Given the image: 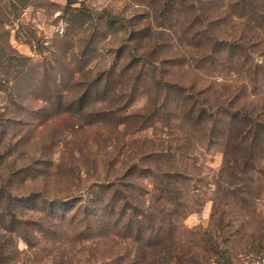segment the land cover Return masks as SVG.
I'll return each instance as SVG.
<instances>
[{"label":"rangeland","instance_id":"obj_1","mask_svg":"<svg viewBox=\"0 0 264 264\" xmlns=\"http://www.w3.org/2000/svg\"><path fill=\"white\" fill-rule=\"evenodd\" d=\"M73 2L0 0L1 264H264V0Z\"/></svg>","mask_w":264,"mask_h":264},{"label":"trees","instance_id":"obj_2","mask_svg":"<svg viewBox=\"0 0 264 264\" xmlns=\"http://www.w3.org/2000/svg\"><path fill=\"white\" fill-rule=\"evenodd\" d=\"M74 0H68V5H70L71 3H74L73 2ZM191 6L192 7H194V4H191ZM195 18H199V16H197V17H194L193 18V23H192V26H193V24H195ZM217 21V20H216ZM107 22H109V23H111V24H114V23H116V21L114 20V19H112V20H109V21H107L106 20V23ZM210 23H215V20L213 19V20H211V21H209V24ZM207 29H205L201 34H199V37H201L202 39H205V38H207V39H209L210 40V42L211 41H213L212 40V36H210V35H208L207 34ZM196 37V36H195ZM197 38V37H196ZM216 44H222L221 42V40H219V39H217V40H215L214 41ZM231 44H235V42H233V43H231ZM201 114H203V113H201ZM5 196V193H4V191L0 188V200L3 198ZM168 197H170L171 199H172V197L171 196H169L168 195ZM152 222V221H151ZM140 228H142L141 227V225H139L138 227H137V229L135 230V231H139L140 230ZM151 229V228H150ZM143 239V238H142ZM155 238H147L146 240H145V245H150V247L152 246V245H154V244H156V242L154 241H152V240H154ZM24 240H25V242H26V244H27V246H30L31 245V242H30V240L28 239V238H24ZM139 240H141V238H137L136 239V241H139ZM5 246L2 244V243H0V264L1 263H4V261L3 260H5V256L3 255L4 253H5ZM144 254V253H143ZM142 254V255H143ZM139 257V256H138ZM177 256H173L172 255V259H174V258H176ZM177 259H180L179 257L177 258ZM140 263H143V260H141V262ZM132 264H134V263H132Z\"/></svg>","mask_w":264,"mask_h":264}]
</instances>
